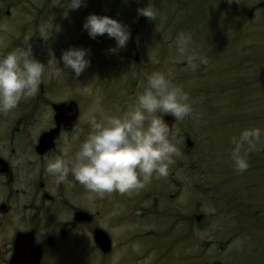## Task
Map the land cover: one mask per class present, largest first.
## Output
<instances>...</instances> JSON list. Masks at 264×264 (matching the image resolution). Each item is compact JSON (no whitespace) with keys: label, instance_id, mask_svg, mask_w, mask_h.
I'll return each instance as SVG.
<instances>
[{"label":"rangeland","instance_id":"obj_1","mask_svg":"<svg viewBox=\"0 0 264 264\" xmlns=\"http://www.w3.org/2000/svg\"><path fill=\"white\" fill-rule=\"evenodd\" d=\"M16 1L19 0H13ZM20 1L23 7L14 9L13 19L25 25L33 19L28 9L33 5L31 2L38 1L37 5H42L44 0ZM64 1L51 0L52 10L42 13L45 15L41 17L40 25L53 23ZM186 1L151 0L154 5L157 4L161 15L164 9H172L169 17L159 22L137 13V9L146 7L149 0H85V3L95 5L97 10H107V3H116V12L121 15L114 18L130 28L131 39L125 48L115 52L113 64L108 68L104 67V58L116 41L107 34L100 35L91 53L95 64L93 69L104 67L103 75L100 71L99 74L92 72V69L85 74L83 83L89 88L95 77L109 80L114 72L116 77L111 90L123 85L128 90L127 94L131 95V91L137 88L131 99L133 103L137 92L140 89L143 91L142 84L146 83L149 73L171 70L173 82L183 86L194 101V114L181 120L182 125L178 122L173 132L191 133L201 145H197L195 150L202 148V152L194 158L197 170L188 174L185 169L176 171L172 176L181 182L175 183L169 178V189L171 192L178 191L177 202L183 203V207L195 201L193 205L206 211V225L203 228L195 226L191 245L194 252L178 253L176 243L180 239L190 240L188 224L176 220L174 207L156 196L154 199L159 204L153 206L161 214V224L147 238L157 245L164 264H208L217 256H221L226 264H264V148L248 155L250 166L243 173L238 174L234 170L231 159L234 147L232 136L245 128L264 129V0H189L188 7H182ZM2 6L0 0V11L4 8ZM8 6L5 4V10ZM81 12L84 20L94 14L93 9ZM13 19L8 20L5 16L0 21V28L3 26L12 30L17 24L13 23ZM182 31L192 34L193 48L207 57V65L201 64L192 71L175 61L174 41ZM49 46L52 48L51 44ZM49 51L47 48L45 53ZM129 53H139L140 63L122 58ZM56 73L51 65L48 79H54ZM181 136H177L179 143ZM178 148L181 155L175 158V164L179 160L190 162L191 158L184 154L181 145ZM175 164L171 166L172 170L178 167ZM191 213V208L187 209V214ZM142 216L148 220L155 215ZM136 217L132 215L130 220ZM46 233L43 231V234ZM1 236L0 233V244ZM135 239H128L127 244L130 246ZM139 247L142 262L126 264H162L156 252H144L142 244ZM4 250L0 247V262L5 257ZM61 258L57 255L56 259ZM110 261L108 264H113L112 258Z\"/></svg>","mask_w":264,"mask_h":264},{"label":"clouds","instance_id":"obj_2","mask_svg":"<svg viewBox=\"0 0 264 264\" xmlns=\"http://www.w3.org/2000/svg\"><path fill=\"white\" fill-rule=\"evenodd\" d=\"M67 5L69 9H79L85 0H67ZM137 13L151 21L165 19L151 0L146 7L138 8ZM83 28L93 39L104 34L114 38L116 45L109 49L113 53L125 48L131 39L130 28L107 15L90 14ZM37 32L44 41L52 35L46 23L38 26ZM174 43V59L186 69L195 71L201 64H208L207 57L193 48L190 32L178 33ZM61 60L64 69H71L78 78L91 65L90 50L70 47L62 52ZM50 70V62L46 66L38 60L29 43L6 54L0 51V114L10 113L22 100L35 96ZM142 88L122 113L119 108L117 113L106 112L99 98L94 101L85 117L89 131L84 138L81 139L84 129L77 128L70 140L65 138L60 154L46 163V172L57 184L75 181L84 186L87 199L93 201L114 192L131 196L153 178L169 175L181 152L179 139L165 116L170 115L176 121L192 116L193 101L183 86L173 82L171 70L149 73ZM231 144L234 170L243 173L250 166L248 155L264 148V129L245 128L231 137ZM118 260L119 256L114 257L113 264Z\"/></svg>","mask_w":264,"mask_h":264},{"label":"flooded vegetation","instance_id":"obj_3","mask_svg":"<svg viewBox=\"0 0 264 264\" xmlns=\"http://www.w3.org/2000/svg\"><path fill=\"white\" fill-rule=\"evenodd\" d=\"M46 97L48 95L40 93L32 100L21 101L16 108L18 112L13 119V125L7 129L1 127L4 124L5 114L0 116V143L3 144L0 146V157H3L7 163H0V224H5L7 221L6 226L16 232L34 229L36 235L41 238L40 228L43 226L44 220L49 219L53 225L51 230L53 232L50 233L52 235L49 236L52 247L60 245L73 229L79 228L82 234L81 239H85V244L81 247L98 252L99 248L94 241V231L100 228L106 229L104 221L101 220L111 211L113 203L130 198L129 205L133 204L137 216L142 217V211L139 210L142 207L140 197H147V193L143 190L131 197L127 194L121 195L114 192L105 195L102 199L96 198L89 201L88 193L83 185L75 181L57 184L54 177L46 172L47 161L60 154L65 138L70 140L77 128L84 129L81 115L77 121H73L74 109L71 107L66 109L65 119L54 126L56 128L54 143L47 142L39 150L36 145L28 152L29 158L21 159V154H16L13 144L23 140L24 136L31 143L37 142L41 128L38 127V130H34L35 124H37L34 115L26 114L40 107L41 104H50V99ZM75 101L79 102L78 99ZM16 109L11 112L15 113ZM52 127L53 125L45 127L44 130ZM88 131L89 129H86V133L82 134L81 139ZM71 196L74 198H70ZM132 200L139 202V208L131 202ZM72 202H76V204ZM46 207L51 210L49 215L44 214ZM20 208L21 211H19ZM61 210H67L70 215L64 217L65 219L58 217L57 212ZM57 232H59L58 235ZM88 234H92V236L88 237ZM46 241L45 238L41 240L45 250L48 249V246L45 245Z\"/></svg>","mask_w":264,"mask_h":264},{"label":"bare ground","instance_id":"obj_4","mask_svg":"<svg viewBox=\"0 0 264 264\" xmlns=\"http://www.w3.org/2000/svg\"><path fill=\"white\" fill-rule=\"evenodd\" d=\"M185 4H186V5H187V4L189 5V0H187ZM192 4H194V1L192 2ZM191 6H192V5H191ZM197 6H199V5H197ZM37 28H38V27H36V26H35V27H31V28H30V31L36 34V32H37ZM50 104H51V103H50ZM50 104H49V103H45L44 105H49V106H50ZM49 118H50V117H49ZM47 121H48V118H45V123H46Z\"/></svg>","mask_w":264,"mask_h":264}]
</instances>
